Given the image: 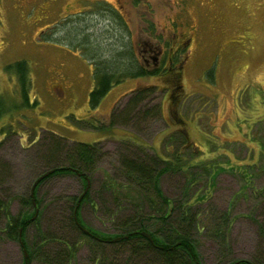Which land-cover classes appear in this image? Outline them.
Here are the masks:
<instances>
[{"label":"rangeland","instance_id":"374dc122","mask_svg":"<svg viewBox=\"0 0 264 264\" xmlns=\"http://www.w3.org/2000/svg\"><path fill=\"white\" fill-rule=\"evenodd\" d=\"M85 1L90 0H0V94L7 107L0 118V199L13 215L34 211L33 219L41 220L43 230L56 219L65 220L57 223V231L63 229L72 240L77 234L66 226L65 215L73 197L88 190L93 203L81 206L84 224L113 234L118 232L114 214L135 208L104 187L112 181L128 190L119 152H138L132 143L162 156L180 148L189 158L201 159L191 170L194 182L188 190L204 194L191 209L197 220L191 236L200 263L264 264V0H156L155 16L132 19L133 29L152 21L163 43L175 31L184 38L191 35L193 25L196 39L190 45L197 64H185L175 79L147 75L119 80L92 110L88 94L96 60L91 51L102 60L112 54L108 68L125 69L120 57L127 39L104 34L90 22L77 24L73 14ZM227 40L236 43L224 47ZM18 61H25L28 70L24 84ZM137 86L151 90L137 107L127 108L128 93ZM112 111L118 121L106 134L83 121L94 115L108 125ZM50 132L68 139L55 153L60 158L73 141L99 142V158L85 175L86 187L80 174H57L39 183L31 196V186L50 158L45 148ZM185 143L189 147L177 148ZM236 158L246 168L251 165L247 179L226 163ZM63 163H68L65 158ZM209 163L219 164L210 176V169H204ZM186 175L167 172L159 186L166 195L185 200ZM5 223L0 218V264H25L28 253L7 235ZM26 234L29 244L36 239L33 224ZM52 248L38 249L28 264H45L40 254ZM96 251L87 241L80 242L71 264H93Z\"/></svg>","mask_w":264,"mask_h":264},{"label":"trees","instance_id":"16d2710c","mask_svg":"<svg viewBox=\"0 0 264 264\" xmlns=\"http://www.w3.org/2000/svg\"><path fill=\"white\" fill-rule=\"evenodd\" d=\"M91 52L92 57L96 60L92 64L94 84L88 94V104L91 110L100 103L115 82L126 78L154 74V71H148L135 63L128 41L121 51V53H125L120 57L125 69H117L120 73H116L117 70L115 68H108L111 64L108 60H113L112 54L102 60L101 57L97 58V53ZM15 65L23 68L19 77L24 84V78L27 76L28 71L26 63L25 61H18ZM7 68H11V65H7ZM150 88L141 89V86H139L131 90L128 93L131 96L126 107L130 109L137 107L144 101L147 92L151 90ZM22 94L24 96L23 99L26 100L25 103H27L24 87L22 88ZM6 111V104L0 94V118ZM115 113L116 111L109 113L108 125L94 115H90L83 121L87 123L88 128L101 130L106 134L107 130H110L118 121L115 118ZM1 133H3V128H1ZM50 133L47 138L51 139H47L48 145L45 147L50 158H45L47 166L39 175L46 171L48 174L40 179L36 186L47 177L75 172L80 174L82 178L84 177L86 187L85 175L92 171V164L99 158V153L97 152L99 142L88 144L73 141L71 144L64 146L65 153L60 158V155H55V153L68 139L55 133ZM2 142L3 139L0 140V146ZM130 145L138 152L133 153L128 149L127 151L119 152L120 167L125 175V180L128 181V190L122 191L121 188L124 185L117 182L110 181L104 185L107 190L114 194H119L117 196H121L125 202L129 200L135 206L133 211H127L124 208L114 214L118 223V232L116 233L107 234L84 224L80 213L81 206L87 201L91 204L93 203L89 199L88 190L83 191L77 197H73V203H71L68 213L65 215L66 226L71 232L75 231L77 234V237L72 238V240L67 237L69 233L63 232V229L57 231V223L64 224L65 220L56 219L54 225L49 223L50 228L48 226L47 229L43 230L40 223L41 220L39 222L37 219H33L34 211L30 216L29 213L31 212L22 211L17 215H13L9 210L8 203L0 199V218L6 220L5 232L10 238H17L23 249L27 251L28 257L25 258V264H28L34 258L33 256L39 253L38 249L41 251L48 245H52L53 248L48 253L40 254L46 258L45 261L43 260L45 264H71L76 254L77 246L83 241H87L89 246L92 245L93 248L97 249L96 256L92 259L93 264H134V261L136 264H201L191 236L192 231L197 227L196 213L192 212L191 209L200 198L204 197V194H199V191L192 193L188 191L194 182L191 170L201 162V159L198 157L189 158V156H192L191 154L180 150L179 147H189L186 143L183 146L180 144L177 146L179 149L165 156L156 152H148L145 144L132 143ZM260 149L262 150V147ZM63 158L68 162L67 164L63 163ZM235 160L237 162L227 160L226 163L229 166L231 165V170L240 173L243 178L247 179L251 165L246 168L241 159L236 158ZM218 167V163L212 166L209 163L204 166V169H210V171H206L207 175L210 176L211 173L217 171ZM167 172L187 174L184 182V192H188V195H185L187 196L185 200L168 196L160 188V177ZM28 200L29 203L33 204L31 196H29ZM139 206L140 209H138ZM30 224L34 225L37 235L36 239L29 244L26 232ZM53 229H55L56 233H52ZM142 232L147 233L149 237L143 235ZM105 249H110L112 255L107 256ZM229 264H257V262L237 260Z\"/></svg>","mask_w":264,"mask_h":264},{"label":"flooded vegetation","instance_id":"af4514ba","mask_svg":"<svg viewBox=\"0 0 264 264\" xmlns=\"http://www.w3.org/2000/svg\"><path fill=\"white\" fill-rule=\"evenodd\" d=\"M155 1L114 0L112 2L111 0H90L85 1L88 3L74 12L73 15L77 18L78 23L82 24L80 26H89L90 22L91 26H99V30L104 34L116 33L120 37L126 38L135 63L148 71H154L153 76L167 78L168 80L175 79L178 78L185 64L188 63L190 66L197 64L194 60L192 44L190 45L196 39V29L193 25H190L191 35L188 32L189 35L185 38L183 32L175 31L172 38H166L163 43H161L160 38H156L160 35L153 30L155 26L152 21H148V25L143 22L142 25H138L133 29L132 19L151 20L152 16H155L156 11L153 5ZM151 6L152 8L149 9L148 7ZM213 29L215 30L214 26ZM143 36L148 37L150 41L146 38L143 39ZM216 41L217 39L214 43L219 47ZM235 43V40H227V42H224V47L227 44L228 48L232 47ZM228 48L225 50H228ZM207 68L209 72L211 68L209 66ZM172 91H174V88H171L170 92Z\"/></svg>","mask_w":264,"mask_h":264},{"label":"water","instance_id":"95a60500","mask_svg":"<svg viewBox=\"0 0 264 264\" xmlns=\"http://www.w3.org/2000/svg\"><path fill=\"white\" fill-rule=\"evenodd\" d=\"M48 174V172L46 173H43L41 174L39 177H37L35 179V181L33 182L32 186H31V189H30V195L32 196L33 195V191H34V188L36 186V184L39 182L40 179H42L44 176H46ZM143 235H145L146 237H149V235L145 232H142Z\"/></svg>","mask_w":264,"mask_h":264},{"label":"bare ground","instance_id":"6f19581e","mask_svg":"<svg viewBox=\"0 0 264 264\" xmlns=\"http://www.w3.org/2000/svg\"><path fill=\"white\" fill-rule=\"evenodd\" d=\"M40 176V175H39Z\"/></svg>","mask_w":264,"mask_h":264}]
</instances>
